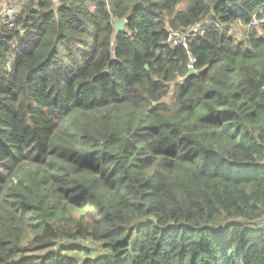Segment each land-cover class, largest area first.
<instances>
[{
  "label": "trees",
  "instance_id": "trees-1",
  "mask_svg": "<svg viewBox=\"0 0 264 264\" xmlns=\"http://www.w3.org/2000/svg\"><path fill=\"white\" fill-rule=\"evenodd\" d=\"M19 1L0 264H264V0Z\"/></svg>",
  "mask_w": 264,
  "mask_h": 264
},
{
  "label": "built area",
  "instance_id": "built-area-1",
  "mask_svg": "<svg viewBox=\"0 0 264 264\" xmlns=\"http://www.w3.org/2000/svg\"><path fill=\"white\" fill-rule=\"evenodd\" d=\"M11 15L13 16L14 13L12 12ZM208 24H209L208 20L203 22L193 23L187 29H181L173 32L169 41L175 45L179 44L184 46L185 48H188V40L193 36H197L198 34L204 32ZM260 24H264V16L254 18V20L247 26V30H249L250 27L252 26L260 25ZM192 61L195 60L193 59Z\"/></svg>",
  "mask_w": 264,
  "mask_h": 264
},
{
  "label": "rangeland",
  "instance_id": "rangeland-1",
  "mask_svg": "<svg viewBox=\"0 0 264 264\" xmlns=\"http://www.w3.org/2000/svg\"><path fill=\"white\" fill-rule=\"evenodd\" d=\"M20 2L21 1L19 0H0V17H2V19L4 18L7 22L8 21L14 22L16 19V14L20 8L19 6ZM11 11L14 13L13 16L11 15L12 13ZM231 29L234 33H236L239 39H242L243 41L246 40L245 35L247 33L246 32L247 28L245 26L236 24L233 25ZM260 30L261 28L259 29V31ZM67 253L72 256L70 252ZM73 255L77 256V258H79L80 260L83 259L84 257V254L82 252L79 254L73 253Z\"/></svg>",
  "mask_w": 264,
  "mask_h": 264
},
{
  "label": "water",
  "instance_id": "water-1",
  "mask_svg": "<svg viewBox=\"0 0 264 264\" xmlns=\"http://www.w3.org/2000/svg\"><path fill=\"white\" fill-rule=\"evenodd\" d=\"M126 23H127L126 18L117 19L115 21L116 33L121 32L124 29ZM195 72H196V68L193 65H190L188 73L185 76L180 77V80L187 78L188 76L194 74Z\"/></svg>",
  "mask_w": 264,
  "mask_h": 264
}]
</instances>
